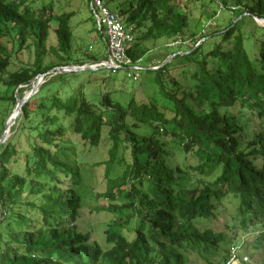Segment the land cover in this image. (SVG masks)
<instances>
[{"label": "trees", "instance_id": "obj_1", "mask_svg": "<svg viewBox=\"0 0 264 264\" xmlns=\"http://www.w3.org/2000/svg\"><path fill=\"white\" fill-rule=\"evenodd\" d=\"M102 1L109 9L116 4L133 28L127 54L149 76L157 74L149 83L162 104L133 98L124 106L106 94L94 105L80 86L67 99L55 94L31 109L37 92L0 145V264H219L220 247L234 243L232 227L217 232L199 219L220 220L230 196L257 223L262 234L256 248L264 249V128L255 123L264 115V27L254 18H264V0ZM197 1L203 9L216 2L231 14L214 31L222 40L211 51L203 49L206 35L190 32L188 8ZM219 14L211 12V19ZM74 16L55 13L53 3L34 8L28 0H0V82L12 91L0 95L1 102L16 107L19 87L22 97L38 74L70 65L63 54L71 49ZM164 35H178L183 43L170 53L177 54L172 62L148 69L166 61L143 63ZM252 38L258 43L255 60L246 49ZM54 39L56 46H49ZM24 51H34V63L6 78ZM49 54L59 62L46 64ZM174 63L186 70L171 76ZM192 64L197 70L188 82ZM103 140L110 148L107 172L120 146L127 165L120 177L108 178L102 194L108 199L102 210L113 214L105 245L88 231L83 198L66 184L83 179L78 147L98 148ZM190 153L195 164L185 158ZM23 156L25 175L12 168Z\"/></svg>", "mask_w": 264, "mask_h": 264}, {"label": "rangeland", "instance_id": "obj_2", "mask_svg": "<svg viewBox=\"0 0 264 264\" xmlns=\"http://www.w3.org/2000/svg\"><path fill=\"white\" fill-rule=\"evenodd\" d=\"M28 1L33 4L34 8H42L43 6L53 3L55 13L75 12V16L71 20L74 36L71 49L69 53L63 54L65 58H68L67 61L69 60L68 62L70 65L77 61L91 65L95 64V62H102L108 58L106 41L98 30V24L91 9L90 0ZM110 9L117 12V5L114 4L110 6ZM209 9L207 7H204L203 9L201 7V1L190 3L188 8L190 28H193L195 32H202V34L206 35L204 36L206 40L203 43V49L206 51H211L215 47L217 48L222 40V34L220 32L215 33L214 31L226 26L227 22L231 19V14L226 10H221L216 2L210 4ZM203 12H206L205 16L203 15ZM211 12H220L217 20H214V18L211 19ZM213 20L217 22L218 27L212 26V24L215 23ZM262 35H264L263 31L260 33V36ZM53 36L55 37L54 33ZM177 39L178 35L162 36L157 45L150 48L143 63L145 65L147 63L153 65L156 63L155 58L158 60L166 58L167 60L169 56L173 55H170L171 52L178 51L179 49L178 46L168 47L169 44H172ZM56 42V39H54V41L49 43V46H56ZM191 43L192 42L188 40L185 44L189 45ZM4 44L11 52L13 48L12 44L7 39L4 40ZM199 44L200 43H197L196 46ZM246 49L250 56L255 60L256 54L258 53V43L256 39L252 38L246 41ZM35 57L34 51H31L30 55L29 52H22L21 55L13 59L12 67L9 68L7 71L8 74L5 77H9V74L12 72L21 70L25 65L33 64ZM173 59H175V57ZM172 60H170V62H172ZM58 62L57 56H52L51 54L45 59V63L48 65L56 64ZM185 66L186 65L184 64L178 65V63H174L170 67V75L171 73V76L179 75L181 69ZM196 66L197 65L194 64L188 66L190 73H187L184 78L187 79L188 82H192L191 77L197 70ZM183 69L186 70V68ZM156 75L155 73L151 74L152 77ZM0 76L4 75L0 74ZM151 76H149L145 70H140L138 71V79L135 80L129 77L127 69L114 70L110 68H100L97 71L62 73L57 75L50 74L47 75L45 79L40 78V86H38L40 90H38L35 98L34 96L32 97L34 99L31 101V109H35L39 105L40 100L47 101L55 94H58L61 98L67 99L77 88H80V86L84 87L87 100L94 105H99L102 96L106 94L111 95L114 101L119 102L124 106H127L133 98H136V100L143 103L158 101L159 104H162L160 94H156V87L149 83ZM29 89L30 88L26 87L25 92ZM11 94V89L0 82V95L3 97H9ZM14 109L15 107L13 108L11 102L0 101V132H4L6 122ZM255 123L259 125L261 124L264 128V115L262 118L257 119ZM10 136L11 133L8 138ZM78 149L82 153L83 158L81 165V171L83 173L82 182L76 186L68 179L66 184L83 198L84 207L81 216L87 224L88 231L91 232L92 237L97 239L100 244L105 245L104 234L108 229L109 224H111L113 214L102 210L108 206V199L107 197H103L102 194L106 190V185L108 184V181H110L109 179H116L124 173L127 166L126 162L122 159L125 150L120 146L116 154L115 165L111 171L107 172V166L104 163L108 158L110 149L107 142L103 140L98 148H91L89 146L84 147L83 145H80ZM191 156L192 153L188 154L185 158H187L189 164H195L197 159L195 157L192 158ZM180 159L183 160L184 157L182 156ZM19 163H21V165L14 164L12 165V168L14 172L25 175L24 156L20 158ZM97 208H100V210H97ZM218 214L220 220L217 221L212 218H210V220H199L205 221L203 222V225H205L206 228L212 226L217 232L226 229V225L232 227V235L234 234V237H236L234 239V242H236L232 245H227L226 243L225 245L221 244L222 247H220V249L222 253H219L221 259L223 256H226L227 250H230L232 246L235 244L238 245L240 242L241 245H243L238 246V249L243 248L242 253L249 257L246 262L247 264H264V249L259 248L257 250L256 248L257 237L262 234V232L258 230V226L255 225L257 223H255L253 219L245 216L240 209L236 198L232 196L226 198L223 201L222 213L220 212ZM243 221H246V227L242 225ZM132 226L129 228H132ZM124 234L129 236L131 233H129L128 230H124Z\"/></svg>", "mask_w": 264, "mask_h": 264}, {"label": "built area", "instance_id": "obj_3", "mask_svg": "<svg viewBox=\"0 0 264 264\" xmlns=\"http://www.w3.org/2000/svg\"><path fill=\"white\" fill-rule=\"evenodd\" d=\"M91 9L98 24V29L105 34L107 46V59L97 66L108 67L111 69H127L129 77L137 80L138 71L142 70L140 66L135 65L127 54L130 44L135 41V34L131 26H126L123 18L115 11H112L102 0H90ZM212 26L216 27L215 23ZM179 43V44H178ZM182 42L179 40L170 44L178 46ZM224 264H234V257Z\"/></svg>", "mask_w": 264, "mask_h": 264}, {"label": "water", "instance_id": "obj_4", "mask_svg": "<svg viewBox=\"0 0 264 264\" xmlns=\"http://www.w3.org/2000/svg\"><path fill=\"white\" fill-rule=\"evenodd\" d=\"M241 18H242V16L238 20H240ZM254 18L260 26L264 27V18H258L257 16H255ZM202 41H204V39ZM178 54L183 55L186 53H178ZM176 55L177 54H173V55L169 56V58L164 63H162L159 67H157L156 69H159V68L164 67L165 65L169 64L170 60H172ZM103 62H104V60H103ZM107 68H111V67L108 66ZM98 69H100V68L96 64H91V65H88V64H84V65L71 64V65H67V66L55 67V68H52L51 70H49L45 74H38L30 82V84L28 86H26V87H30V89L27 92H25L22 97L19 95V90H20V87H19L16 91V96H17L16 107L6 122L5 130L2 134V137L0 138V145H2L8 139V136L10 134L9 132H10L12 125L15 124L16 120L18 118H20V116L23 113V106L26 103H28L30 101V99L38 92V90H39L38 86H40V78L45 79L46 76L50 75V74H56L57 75V74H62V73L97 71ZM148 69H153V68H148Z\"/></svg>", "mask_w": 264, "mask_h": 264}, {"label": "clouds", "instance_id": "obj_5", "mask_svg": "<svg viewBox=\"0 0 264 264\" xmlns=\"http://www.w3.org/2000/svg\"><path fill=\"white\" fill-rule=\"evenodd\" d=\"M205 40V39H204ZM197 47V46H196ZM106 61V60H104ZM103 62V61H102ZM101 62L99 63H95L96 65L100 64ZM99 67V66H98ZM99 68H106V67H99ZM142 70H145V68L141 67ZM157 68V67H156ZM156 68H153V69H156ZM111 69V68H110ZM234 237V234L232 235ZM236 238V237H234ZM235 243V242H234ZM232 243V244H234ZM232 244H229V245H232ZM241 243L239 242L238 245H234L232 246V248L230 250H227L226 251V255L227 253L229 252L227 258H225V256L222 258V261L219 263V264H224V263H227L229 260H231L233 257H234V264H247L246 262L248 261V256L247 255H244L242 253L243 251V248L241 249H238V246H240ZM243 245V244H242ZM241 245V246H242ZM226 247V246H225Z\"/></svg>", "mask_w": 264, "mask_h": 264}, {"label": "crops", "instance_id": "obj_6", "mask_svg": "<svg viewBox=\"0 0 264 264\" xmlns=\"http://www.w3.org/2000/svg\"><path fill=\"white\" fill-rule=\"evenodd\" d=\"M190 32H191V33H194V32H195V30H194L193 28H191Z\"/></svg>", "mask_w": 264, "mask_h": 264}]
</instances>
